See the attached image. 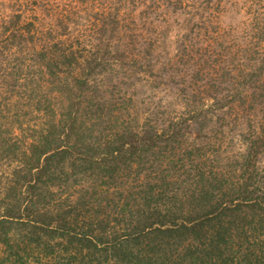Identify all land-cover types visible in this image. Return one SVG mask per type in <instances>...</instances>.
<instances>
[{
    "label": "rangeland",
    "instance_id": "374dc122",
    "mask_svg": "<svg viewBox=\"0 0 264 264\" xmlns=\"http://www.w3.org/2000/svg\"><path fill=\"white\" fill-rule=\"evenodd\" d=\"M49 117L78 149L28 172ZM243 183L264 197V0H0V264H152L167 240L129 235L200 216L204 188L242 204ZM254 237L231 259L264 264Z\"/></svg>",
    "mask_w": 264,
    "mask_h": 264
},
{
    "label": "trees",
    "instance_id": "16d2710c",
    "mask_svg": "<svg viewBox=\"0 0 264 264\" xmlns=\"http://www.w3.org/2000/svg\"><path fill=\"white\" fill-rule=\"evenodd\" d=\"M64 57V55L57 56V58H61L62 60L64 59ZM62 60L61 62H63ZM68 60L69 62H72L74 60L72 53H70V58ZM52 72L54 71L51 70V73ZM78 83L79 82L76 83L77 88L80 87ZM66 87H68L67 82L64 83L63 88L56 86L53 88L61 96H63L64 92H69ZM71 90L72 88H70V91ZM48 119H50V121L47 129L42 130L41 132L43 133L30 144L29 154H23L24 158L27 159L28 172H30V169H35L37 167V174L39 172L43 173L47 169V167L48 170H50L51 163H55L57 160L58 162L60 160H64L70 149H78L75 148L76 143H74L72 147L63 146V142L61 140L63 133L65 132H63L62 129L59 130L61 128L59 124L60 122H56L55 124L54 118L52 119V121L50 117ZM89 136V133H77L75 137L76 142L82 144L84 140H86V138H88ZM89 150L91 149L89 148ZM56 166L57 168L59 167V165ZM57 168H54L52 174L60 170H57ZM204 185L212 188L211 181L204 183ZM214 188L215 187H213V189ZM240 188L241 190H244L240 195V200L244 203H237L233 206L232 203L230 206L222 205L220 203H214L212 201V197L214 196L208 194L211 191L204 188V190H200V192L198 193V195L200 194L199 197H194L195 199H193L197 202L196 206L198 207L196 209L197 211L195 212H202L200 216L197 215L193 218L192 216L186 217L180 223H175V225L169 224L170 221H167V223H165L166 221L162 220H157L153 223L151 222L146 226L148 230L142 228L141 230H138L135 233L129 235L130 241L128 242V244L127 241H125V245L128 246L131 242L137 243V240H139L141 236L150 237L153 235V239L150 237L148 245L150 246L149 252L155 254L160 252V248H158L157 246L159 245V247H161L163 241L167 240L166 243H164V249H161V252L165 253L164 256L161 255L163 259L158 260L159 256L155 259H153L151 256H146L145 261L152 264L157 263L158 261H160V263L157 264H171L169 258L171 256L170 246H172V243H178V240L180 238L190 240L191 242L202 239L206 240V243H204L203 247L198 249L195 248L193 252L188 253V248L195 243L189 244V247L184 248L185 251L184 254H182L183 256L180 255L179 260H176V264H229L230 261H235L237 264H253L254 261L252 260V258L246 254H243L242 258L240 257L238 260H235V257L231 259L230 252H232L234 248L232 241L236 238L239 239L240 236L245 235L246 233L258 235L262 233L263 239L261 241L257 240L258 237L254 238L258 242H260V246H257L258 251H260V249L262 248L261 255L264 253V216L261 211H258V209L261 208H256V206H260L262 201H264V197H262L261 195H256V198H254L253 196L255 192L247 183H243ZM241 206L243 207L241 208ZM261 210L264 211V206ZM188 214L192 213L190 212ZM7 216L11 217L9 215ZM199 217L204 219H198ZM156 238L158 239V245H156V243H153L154 240H157ZM125 245H121V251H124ZM138 253L139 252H137L136 255H132V252H130V254L133 256L130 258V261H138ZM152 260L154 261L152 262ZM142 262L143 261L140 259L138 264H143Z\"/></svg>",
    "mask_w": 264,
    "mask_h": 264
}]
</instances>
